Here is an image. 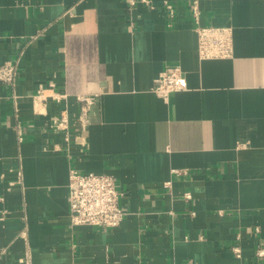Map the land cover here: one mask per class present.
Segmentation results:
<instances>
[{"label": "crops", "instance_id": "0c3cea01", "mask_svg": "<svg viewBox=\"0 0 264 264\" xmlns=\"http://www.w3.org/2000/svg\"><path fill=\"white\" fill-rule=\"evenodd\" d=\"M193 1L0 0V264H264V0ZM198 25L233 55L202 59ZM72 168L126 190L119 227L70 226Z\"/></svg>", "mask_w": 264, "mask_h": 264}, {"label": "built area", "instance_id": "2783aa9c", "mask_svg": "<svg viewBox=\"0 0 264 264\" xmlns=\"http://www.w3.org/2000/svg\"><path fill=\"white\" fill-rule=\"evenodd\" d=\"M131 6H136L146 0H127ZM199 0L192 3V11L196 21L200 19ZM170 7V5H169ZM198 49L202 59L229 58L233 55V32L226 26L198 25ZM17 66L8 63L0 67V80L14 85L17 79ZM186 81V73L180 66L169 67L161 71L154 79L153 91L167 100L171 93L180 90ZM38 94V100H40ZM82 105L79 114V130H84L91 122L90 110L95 96H79ZM42 100V99H41ZM70 120L62 115L56 121L55 128L64 131L68 140ZM69 204L70 226L88 225L98 229L109 230L119 227L126 216V210L121 201L126 190L121 188L114 175L95 171H81L72 168L69 172ZM190 195H187L189 197ZM238 256L240 250L236 249ZM257 256H264V249L259 248Z\"/></svg>", "mask_w": 264, "mask_h": 264}]
</instances>
